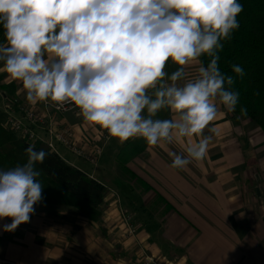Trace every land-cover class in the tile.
<instances>
[{
	"label": "clouds",
	"instance_id": "1",
	"mask_svg": "<svg viewBox=\"0 0 264 264\" xmlns=\"http://www.w3.org/2000/svg\"><path fill=\"white\" fill-rule=\"evenodd\" d=\"M242 11L238 0H0V61L29 103L71 102L120 143L186 141L187 155L172 153L171 165L184 168L206 157L212 136L204 132L219 105L234 112L239 103L234 77L218 61ZM169 60L177 65L170 75ZM193 64L198 74L186 79ZM232 71L245 75L240 65ZM165 109L171 118H156ZM25 152V164L0 171V219L11 218L6 232L28 223L42 199L35 165L49 154L33 145Z\"/></svg>",
	"mask_w": 264,
	"mask_h": 264
},
{
	"label": "crops",
	"instance_id": "2",
	"mask_svg": "<svg viewBox=\"0 0 264 264\" xmlns=\"http://www.w3.org/2000/svg\"><path fill=\"white\" fill-rule=\"evenodd\" d=\"M2 39L5 44L4 34ZM198 67L186 66V79H194ZM176 69L169 60L165 71L170 75ZM10 101L16 117L21 118L19 105L43 116V122L30 125L39 143L48 140V125L55 133L69 132L70 143L95 163L58 140L54 151L108 193L97 221L75 207L48 203L34 205L30 221L13 232L3 230L11 218L0 219V264H145L146 255L159 264H264V133L247 116L219 105L204 132L212 136L206 157L184 168L171 165L172 153L187 155L186 141L146 144L126 163L142 183L119 171L115 161L121 147L135 138L105 140L104 128L82 115L53 114L43 102L29 103L22 83L0 61V109ZM121 210L132 216L133 237Z\"/></svg>",
	"mask_w": 264,
	"mask_h": 264
},
{
	"label": "trees",
	"instance_id": "3",
	"mask_svg": "<svg viewBox=\"0 0 264 264\" xmlns=\"http://www.w3.org/2000/svg\"><path fill=\"white\" fill-rule=\"evenodd\" d=\"M243 11L237 16L239 28L232 33L230 40L224 41L223 50L219 52V68L222 73L233 76L235 83L232 90L239 92V103L235 113L245 115L264 133V0H238ZM5 30L0 25V44ZM208 57L201 60L206 66ZM240 65L245 71L243 78L236 76L232 65ZM8 86H3L7 88ZM11 101L7 104L14 109ZM247 110V114L241 112ZM165 110L156 118L164 119ZM164 114V115H162ZM7 113L0 109V171L10 170L27 162L25 149L33 145L35 150L43 149L49 155L43 164H36L40 172L37 179L43 186L42 199L39 203L72 206L79 213L92 221L99 220L101 206L108 191L106 187L69 164L45 143L31 144L6 126ZM143 138H135L123 145L118 151L115 161L121 172H127L131 178L142 182L127 167V161L142 152L146 146ZM143 183V182H142Z\"/></svg>",
	"mask_w": 264,
	"mask_h": 264
},
{
	"label": "built area",
	"instance_id": "4",
	"mask_svg": "<svg viewBox=\"0 0 264 264\" xmlns=\"http://www.w3.org/2000/svg\"><path fill=\"white\" fill-rule=\"evenodd\" d=\"M45 108L53 113V114H64L71 112L73 114H76L78 116H81L79 114V109L71 102H65L64 104H56L51 101H45L43 102ZM18 109L21 113V118L16 117L8 107L4 108V111L7 113L8 117L6 120V126H8L11 130H13L16 134H18L21 138H24L25 140L29 141L31 144H37L39 143V138L37 134L34 132V129L30 126L33 123L36 122H43V116L34 112L27 106L19 105ZM47 133H48V140L45 142L47 146L54 151V140H58L61 143H63L65 146L71 149V151L79 156H83L87 161L91 163H95V158L91 155H85L82 153V151L76 147H74L69 139V132H66L65 134L62 133H55L53 128L48 125L47 127ZM111 136L109 135L108 131L104 129L103 132V138L105 140L109 139ZM121 218L123 221V224L125 225L126 232L129 236H135L136 229L132 220V216L125 212L124 210L120 211ZM144 263L145 264H159L155 259H153L151 256L146 255L144 257Z\"/></svg>",
	"mask_w": 264,
	"mask_h": 264
},
{
	"label": "rangeland",
	"instance_id": "5",
	"mask_svg": "<svg viewBox=\"0 0 264 264\" xmlns=\"http://www.w3.org/2000/svg\"><path fill=\"white\" fill-rule=\"evenodd\" d=\"M9 108V107H8ZM162 115H164V114H162ZM163 118V116L161 117V119ZM258 191V193H259V190H257ZM262 196H263V194H261ZM264 197V196H263Z\"/></svg>",
	"mask_w": 264,
	"mask_h": 264
},
{
	"label": "water",
	"instance_id": "6",
	"mask_svg": "<svg viewBox=\"0 0 264 264\" xmlns=\"http://www.w3.org/2000/svg\"><path fill=\"white\" fill-rule=\"evenodd\" d=\"M257 193H258V191H257Z\"/></svg>",
	"mask_w": 264,
	"mask_h": 264
}]
</instances>
